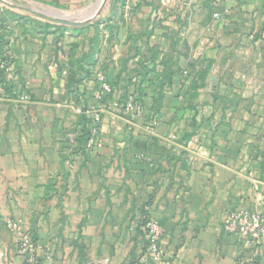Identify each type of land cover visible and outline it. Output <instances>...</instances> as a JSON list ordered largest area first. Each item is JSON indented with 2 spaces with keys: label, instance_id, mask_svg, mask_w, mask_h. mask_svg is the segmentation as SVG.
I'll use <instances>...</instances> for the list:
<instances>
[{
  "label": "crops",
  "instance_id": "0c3cea01",
  "mask_svg": "<svg viewBox=\"0 0 264 264\" xmlns=\"http://www.w3.org/2000/svg\"><path fill=\"white\" fill-rule=\"evenodd\" d=\"M9 1L49 15L98 0ZM117 5L89 34L45 32L31 21L56 24L1 5L27 20L6 21L0 264L24 262L8 220L37 233L42 264H90L119 251L127 231L140 254L147 217L165 231L161 264H264V243L222 227L228 210L264 214V0ZM134 96L140 113L123 104ZM94 107L104 110L101 145L72 157L66 135Z\"/></svg>",
  "mask_w": 264,
  "mask_h": 264
},
{
  "label": "built area",
  "instance_id": "2783aa9c",
  "mask_svg": "<svg viewBox=\"0 0 264 264\" xmlns=\"http://www.w3.org/2000/svg\"><path fill=\"white\" fill-rule=\"evenodd\" d=\"M219 3V1H217ZM215 19L222 18L220 13H216ZM7 69V63L0 59V71ZM101 84V92L104 94H110L113 92L112 86L109 84L105 75L99 77ZM127 108L131 110L138 109V113L141 112L132 99L127 104ZM95 118L97 122H100L102 110H95ZM95 137L89 142V148L97 146L98 130L94 131ZM77 135L75 133L68 134V141L71 146H75ZM224 231L228 234H232L239 240L252 245L253 247H259L264 243V214H260L247 209H234L230 210L223 216ZM6 228L15 238V248L17 253L23 259H29L33 261L36 248L33 243L32 236L29 230L26 229L25 223L22 219H12L5 223ZM148 239L151 242L150 252L154 255L155 259L162 258L165 254L163 247L161 246V238L163 230L154 220H151L147 225Z\"/></svg>",
  "mask_w": 264,
  "mask_h": 264
},
{
  "label": "trees",
  "instance_id": "16d2710c",
  "mask_svg": "<svg viewBox=\"0 0 264 264\" xmlns=\"http://www.w3.org/2000/svg\"><path fill=\"white\" fill-rule=\"evenodd\" d=\"M120 0H114L113 3H112V6H111V9L113 10H116L118 5L117 3L119 2ZM27 20V18L21 14H18V13H15V12H12L11 10L9 9H2L1 6H0V59H2L4 62L8 63V55H7V46L9 45V36H10V33L8 32L9 30V26L7 25V22L6 21H9V20H12L14 22H20L22 20ZM32 22H35L36 25L39 27V28H43V30L45 32H49V30L51 28H55L57 30H64L65 27L64 26H59V25H49V24H42L41 22L39 21H31ZM109 21L105 22V24H107ZM101 22H97L95 23V25H99ZM85 27H81V28H76L75 30L76 31H83ZM112 29H114V26H110L109 27V30H111V33H112ZM11 32V31H10ZM8 65V64H7ZM75 67H76V61L72 63L71 65V70L70 72L68 73H65V75L69 74V76L71 77V82L74 83L76 81V70H75ZM6 70L7 69H4V70H1L0 71V78L3 77V74L6 73ZM107 78V77H106ZM108 80V79H107ZM1 81V80H0ZM109 82V81H108ZM110 84V82H109ZM113 88V87H112ZM135 97V96H134ZM134 100V103L140 107L142 105L141 103V99L138 98V97H135L133 98ZM130 101V98L128 99H124L123 100V104H126L125 106L127 107V104L128 102ZM140 106H139V105ZM95 110H99V108H92L88 111H84L83 113H81V116H80V120H79V124L72 130H70L67 135H66V138H67V144H68V148H69V152H71V156L72 157H78V156H86V154H88V152L91 151L92 148H89V142L91 141V139L93 137H95V129H97L98 131L100 130V122H97L96 121V118H95ZM101 117H103V114H101ZM69 133H75L77 135V138H76V144L75 146H71L69 144V141H68V134ZM153 220L149 217H147L146 219H144V223L143 224H139L137 226V231L143 236V241H144V246L143 248L141 249V253L140 255H137V259L136 260H133L131 262V264H145L142 262V259L144 256H146L148 254V251L150 249V246H151V242L150 240L148 239V230H147V225L148 223ZM145 229V231L143 230ZM31 236H32V239H33V243H34V246L36 248V253L34 255V258H33V261L30 262L29 259H24V262L23 264H42L41 260L39 259L38 257V235L36 232L32 231V230H29ZM81 262L82 263H86V259H85V256H83L81 258Z\"/></svg>",
  "mask_w": 264,
  "mask_h": 264
},
{
  "label": "water",
  "instance_id": "95a60500",
  "mask_svg": "<svg viewBox=\"0 0 264 264\" xmlns=\"http://www.w3.org/2000/svg\"><path fill=\"white\" fill-rule=\"evenodd\" d=\"M111 1L112 0H98L97 3L90 8H85L77 12L56 11L49 15L20 7L9 0H0V3L10 9L28 13V15L46 20L56 25L79 28L88 26L100 20L109 10Z\"/></svg>",
  "mask_w": 264,
  "mask_h": 264
},
{
  "label": "rangeland",
  "instance_id": "374dc122",
  "mask_svg": "<svg viewBox=\"0 0 264 264\" xmlns=\"http://www.w3.org/2000/svg\"><path fill=\"white\" fill-rule=\"evenodd\" d=\"M0 6H1V3H0ZM83 31H84V34H89L90 33L89 28L88 29L87 28H84ZM100 110H102V109H100ZM103 113H104V110H102V113L101 114H103ZM102 119H103V117H101V119H100V124L102 122ZM97 140H98V143L99 144L97 146H95L94 148H92L91 151L93 149H95L96 147H100V145H101V140H102L101 130L98 131ZM238 208L251 210V209H248V208H245V207H238ZM228 211H230V210H228ZM228 211H226L225 213H227ZM257 213H259V212H257ZM260 214H262V213H260ZM153 220L156 221L155 219H153ZM156 222L158 223V225L163 230V235H162V238H161V246L163 247V242L162 241H163V237H164L165 231H164L163 227L160 225V223L158 221H156ZM5 227H6V225H5ZM25 227H26V225H25ZM222 227H223V219H222ZM27 230H29V229H27ZM223 231H224V227H223ZM224 233L227 234V235H229V236H233L235 239H238L237 237H235L232 234H228L225 231H224ZM133 239H134V237L131 234H128V231H127L125 245L124 246H120L119 251L117 250V247H115V250L113 251V253H111V255H109V257H101V256H99L95 261H90V264H131V262L133 260H136L137 259L136 258L137 255H140L139 252L137 253V251H135V250H137L136 249L137 248L136 247L137 246V244H136L137 241H134ZM139 242H141V243H139V245H141L140 248L142 249L143 246H144V241L140 239ZM250 246L253 247L252 245H250ZM163 249L165 251V254H164V256L162 258L160 257L159 259H155L154 258V255H152V253L150 252V249H149L148 254L145 256L147 258L146 264H153V261L152 260H155L157 263H160V264L163 263L166 260V249L164 247H163ZM16 252H17V250H16ZM23 261H24V259H23Z\"/></svg>",
  "mask_w": 264,
  "mask_h": 264
}]
</instances>
